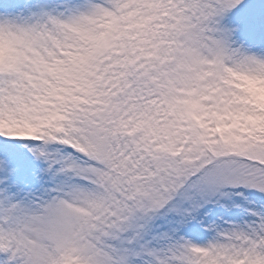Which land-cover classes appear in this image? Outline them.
<instances>
[{"label":"snow or ice","instance_id":"6c2138e0","mask_svg":"<svg viewBox=\"0 0 264 264\" xmlns=\"http://www.w3.org/2000/svg\"><path fill=\"white\" fill-rule=\"evenodd\" d=\"M0 264H264V0H0Z\"/></svg>","mask_w":264,"mask_h":264}]
</instances>
